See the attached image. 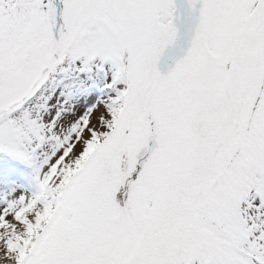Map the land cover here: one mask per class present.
Masks as SVG:
<instances>
[{
  "label": "snow or ice",
  "instance_id": "snow-or-ice-1",
  "mask_svg": "<svg viewBox=\"0 0 264 264\" xmlns=\"http://www.w3.org/2000/svg\"><path fill=\"white\" fill-rule=\"evenodd\" d=\"M0 264H264V0H0Z\"/></svg>",
  "mask_w": 264,
  "mask_h": 264
}]
</instances>
